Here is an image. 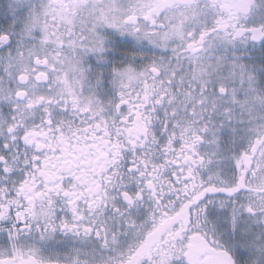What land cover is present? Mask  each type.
Listing matches in <instances>:
<instances>
[{
  "label": "snow or ice",
  "instance_id": "obj_1",
  "mask_svg": "<svg viewBox=\"0 0 264 264\" xmlns=\"http://www.w3.org/2000/svg\"><path fill=\"white\" fill-rule=\"evenodd\" d=\"M0 264H264V0H0Z\"/></svg>",
  "mask_w": 264,
  "mask_h": 264
}]
</instances>
